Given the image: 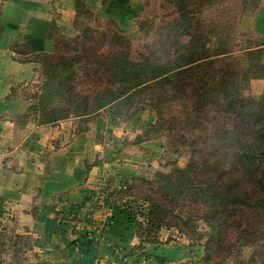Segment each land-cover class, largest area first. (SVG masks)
I'll return each instance as SVG.
<instances>
[{
	"label": "crops",
	"instance_id": "1",
	"mask_svg": "<svg viewBox=\"0 0 264 264\" xmlns=\"http://www.w3.org/2000/svg\"><path fill=\"white\" fill-rule=\"evenodd\" d=\"M151 1L0 0V211L35 237L43 263L179 264L193 256L175 228L141 242L135 222L144 224L145 207L140 195L124 194L135 180L168 171L163 139L143 137L152 113L125 121L103 109L77 133L67 120L22 121L31 100L18 91L56 52L55 32L74 35L77 15L91 11L131 33ZM239 26L264 40V0ZM249 88L264 95V78Z\"/></svg>",
	"mask_w": 264,
	"mask_h": 264
},
{
	"label": "trees",
	"instance_id": "2",
	"mask_svg": "<svg viewBox=\"0 0 264 264\" xmlns=\"http://www.w3.org/2000/svg\"><path fill=\"white\" fill-rule=\"evenodd\" d=\"M171 1L177 18L173 26L175 37L169 45L163 46L166 57L160 62H133L120 55L106 60L107 71L113 83H117V88L105 87L92 97L83 98L82 112L75 115L90 117L103 109L118 107L146 89L154 96L151 99L154 103L160 92L165 93L167 84H178L183 94L189 90L188 93L195 97L194 112L215 114L207 120L212 130L206 128L208 137L204 139L206 149L209 147L211 152L204 154L201 151L200 154L198 148H194L195 152L191 153L184 169H175L169 174L159 172L153 182L137 179L124 191L127 195H140L141 205L145 207L144 224L135 222L141 242H156V234L162 228H175L190 238V234H196L195 223L202 222L210 232L205 235V257L201 264H210L212 249H221L224 242L249 245L258 232L263 233L264 240V230L256 232L254 229L255 210L264 209V95H252L249 88L251 80L264 78V51L262 46L247 50L256 55L255 64L248 68L239 64L235 69L230 61L234 52L218 46L223 23L200 20L205 11L219 5L222 0ZM259 3L257 0L255 10ZM218 63L222 66L216 68ZM51 67L58 72L65 71V59L59 57ZM64 73L67 78V70L53 73V76L44 73V86L48 88L52 84L53 87L55 80ZM69 115L51 120L39 119L38 123H56L69 118ZM197 142L195 138L194 143ZM144 184L151 185L150 191L157 187L163 203L136 193ZM186 199L200 208L202 214H177L175 210L179 202ZM170 216L174 221L169 220ZM23 237L9 236L0 229V264H26L24 261L15 262V258L9 261L2 258L7 248L11 249L8 244L16 248V240ZM17 251L21 253L22 249ZM262 257L264 259V250Z\"/></svg>",
	"mask_w": 264,
	"mask_h": 264
},
{
	"label": "rangeland",
	"instance_id": "3",
	"mask_svg": "<svg viewBox=\"0 0 264 264\" xmlns=\"http://www.w3.org/2000/svg\"><path fill=\"white\" fill-rule=\"evenodd\" d=\"M256 4L257 0H222L219 5L205 11L200 18L202 22L217 20L223 23L222 38L219 40L218 46L222 50L234 52L230 61L235 69H238L239 64L243 68L252 67L255 64L256 55L247 50L262 46L264 51V40L250 32L243 31L239 26L241 18L251 15ZM176 18L177 11L171 0L149 2L143 19L137 23L135 31L131 33L119 29L113 22L107 21L93 12L79 13L75 20L74 35L66 36L61 35L59 31L55 32L53 37L56 52L42 57L44 66L41 74L35 78L34 83L18 91V94L23 98L31 100L23 114L22 121L38 122L39 119H58L70 113L69 118L64 121L75 123L76 127L72 132L77 133L80 130H85L87 121L94 116L76 117L75 114L82 112L85 102L83 98L92 97L94 93L105 87L117 88L118 86L117 83H113L105 61L117 55L133 62L162 61L166 57V49L163 46L169 45L171 39L175 37L173 26ZM59 57L65 59V71L63 69L58 72L51 67L57 63ZM221 66V63H218L216 68ZM66 70L68 71L67 78L64 73L55 80L53 87L52 84L48 88L44 86L46 74L53 76V73L60 74ZM43 72L46 74L43 75ZM179 87L178 84H167L165 93L160 92V97L154 103L151 101L154 96L151 95L150 90L146 89L137 92L132 99L120 106L106 109L112 116H121L125 121H130L145 112L153 114L154 121L146 127L143 137L163 139L168 156L166 164L169 165L165 174H169L175 169H184L189 163L194 148H198L197 152L200 154L201 151L204 154L211 152L209 147L206 149L204 139L208 137L205 130H212L207 120H210L215 114L194 112L192 108L195 97L188 93V89L184 91L186 94H183ZM201 122L205 124H199ZM195 138L198 140L197 143H194ZM154 179L155 176L151 181L153 182ZM150 186L144 184L136 192L163 203L157 187L150 191ZM165 205L168 208V205ZM255 211L257 219L254 229L258 232L260 229L264 230V209ZM175 212L184 216L189 214L193 216L195 213L202 214V210L191 205L188 199L184 202L180 201ZM169 220L174 221L171 216ZM194 226L196 234H190V238L184 235L181 237L183 245L185 248H191L187 251L191 252L193 256L179 264H201L204 260L205 235L210 231L202 222H197ZM0 229L6 231L9 236H24V239L16 240L18 242L17 249L12 247L11 243L8 244L11 249L7 248L4 257H2L4 260L9 261L10 258H15V262L46 264L32 248L35 237L21 232L11 212L0 211ZM262 235L263 233H256L249 245L243 243L238 245L234 241H230V244L224 242L221 249H212L210 264H264ZM232 239L230 238V240ZM230 246H234V248ZM18 249H22L21 253L17 251Z\"/></svg>",
	"mask_w": 264,
	"mask_h": 264
}]
</instances>
